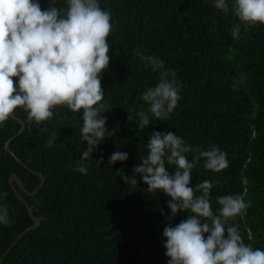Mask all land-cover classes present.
<instances>
[{"label": "trees", "instance_id": "obj_1", "mask_svg": "<svg viewBox=\"0 0 264 264\" xmlns=\"http://www.w3.org/2000/svg\"><path fill=\"white\" fill-rule=\"evenodd\" d=\"M38 2L42 10L67 8V0ZM233 2L227 0L225 14L214 0H98L110 11L113 25L107 38L110 61L100 78L101 103L111 108L102 115L114 135L81 160L87 148L80 134L82 109L56 106L53 117L37 125L18 107L13 115L24 130L8 145L15 159L4 146L21 126L11 116L0 124V193H7L0 207L7 209L10 221L0 224V258L33 224L10 176L17 175L28 192L40 184L35 173L45 178L34 195L14 183L39 224L16 242L2 264H168L163 230L191 213L179 211L169 220L170 197L159 190L148 192L132 171L147 156L153 131L175 132L185 140L192 147L186 154L190 161L213 145L227 154L228 167L219 172L206 169L201 158L190 186L212 183L214 214L221 207L220 196L241 195L250 202L226 227H236L245 244L264 250V24L241 22L233 15ZM237 24L239 36L233 37ZM137 52L162 60L168 79L175 72L180 96L167 120L149 114L150 124L143 130L136 113L148 108L142 94L159 82L160 71L146 66ZM53 132L57 138L48 147ZM117 151L127 153V160L109 165ZM78 161L87 167L86 174L76 170ZM166 167L174 174L173 165L166 162ZM118 171L135 176L137 184L126 183Z\"/></svg>", "mask_w": 264, "mask_h": 264}, {"label": "clouds", "instance_id": "obj_2", "mask_svg": "<svg viewBox=\"0 0 264 264\" xmlns=\"http://www.w3.org/2000/svg\"><path fill=\"white\" fill-rule=\"evenodd\" d=\"M214 4L225 14L229 12L227 0H214ZM232 12L245 24H264V0H234ZM112 27L110 11L102 9L98 0H67L66 9L52 6L47 10L41 9L38 0H0V124L18 107H23L27 118L37 125L51 119L56 106H67L73 112L82 109L80 134L87 148L81 160L92 157L97 146L114 135L106 128L107 118L102 115L111 108L101 103L104 90L100 78L110 61L107 38ZM239 32L237 24L233 37ZM136 54L153 71H160L159 82L142 94L148 108L136 113L135 122L143 130L150 124L149 114L167 120L180 96L175 72L170 80L162 60ZM17 77L18 82L14 79ZM128 119L133 120L132 114ZM56 138L57 133H51L47 146L51 147ZM147 148V156L132 171L148 185V192L159 190L170 197L169 220L179 211L191 213L186 220L163 230L168 264H264V250L245 244L236 227H226L229 219L243 214L250 202L246 203L241 195L220 196L217 203L221 207L214 214L210 203L212 183L190 186L192 170L201 158L204 167L213 172L228 167L225 152L213 145L190 161L186 154L192 152V147L170 131H153ZM127 158V153L117 151L108 163ZM102 162V158L97 160L98 164ZM166 162L175 167L174 174L169 173ZM76 170L86 174L88 169L78 161ZM117 173L126 183L137 184L135 176ZM197 191L201 195L197 196ZM6 195L0 193V198ZM9 222L7 209L0 207V224Z\"/></svg>", "mask_w": 264, "mask_h": 264}, {"label": "water", "instance_id": "obj_3", "mask_svg": "<svg viewBox=\"0 0 264 264\" xmlns=\"http://www.w3.org/2000/svg\"><path fill=\"white\" fill-rule=\"evenodd\" d=\"M46 1H47L48 3H54L56 0H46ZM21 108H23V107H21ZM11 117L14 118V119L20 124L21 127H20L19 131L17 132V134L14 135L11 139H9V140L5 143L4 148H5L6 152H8L10 155H12V156L16 159L14 153H12V152L10 151L8 145H9V143H10L12 140H14V139H15L18 135H20L21 132L24 130V123H23L21 120L17 119L13 114L11 115ZM21 164H22L23 166L26 167V165H24L23 163H21ZM34 173H35V172H34ZM35 174L40 178V184L38 185L37 188H35V190H34L33 192H28V191L25 190V188L23 187V185H22L20 179L17 177V175L13 174V175H11L10 178H9V184L11 185L12 190H13L14 193L18 196V198H19L21 201H23V202L25 203V205H26V207H27V210H28V213H29V215H30V217H31V219H32V221H33V224H32L30 227H28L27 229H25L23 232H21V233L17 236V238L14 240V242L11 244V246L7 249V251H6V252L3 254V256L0 258V264H2V260H3V258L6 256L7 253L10 252L11 248L16 244V242H17V241H18V240H19V239H20L25 233H27V232L30 231V230L35 229V228L38 226V224H39V221H38V219L33 215V212H32V210H31V208L29 207V205L27 204V202L22 198V196L18 193V191H17V189H16V187H15V185H14V183H17L18 186H19V188H20L22 191H24L26 194H28V195H34V194H36V193L38 192V190L43 186L44 181H45V178H44V176L41 175V174H38V173H35Z\"/></svg>", "mask_w": 264, "mask_h": 264}]
</instances>
